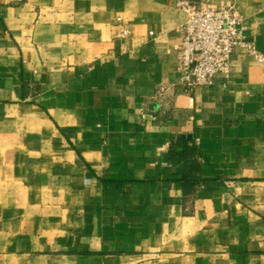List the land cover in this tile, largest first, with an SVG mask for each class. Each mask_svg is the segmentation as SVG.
Instances as JSON below:
<instances>
[{"label": "crops", "instance_id": "obj_1", "mask_svg": "<svg viewBox=\"0 0 264 264\" xmlns=\"http://www.w3.org/2000/svg\"><path fill=\"white\" fill-rule=\"evenodd\" d=\"M201 1L262 58L188 94L177 0H0V264H264V0Z\"/></svg>", "mask_w": 264, "mask_h": 264}, {"label": "built area", "instance_id": "obj_2", "mask_svg": "<svg viewBox=\"0 0 264 264\" xmlns=\"http://www.w3.org/2000/svg\"><path fill=\"white\" fill-rule=\"evenodd\" d=\"M187 18L177 46L180 85L192 94L199 86L214 83L217 74L229 76L232 55L242 48L257 58L262 54L247 38L246 24L234 3L213 4L201 0H177ZM166 87L159 89L163 96Z\"/></svg>", "mask_w": 264, "mask_h": 264}]
</instances>
